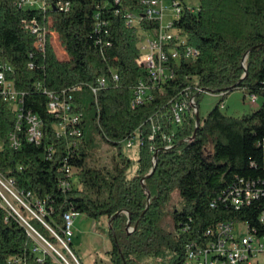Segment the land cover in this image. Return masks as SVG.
<instances>
[{
    "label": "trees",
    "instance_id": "obj_1",
    "mask_svg": "<svg viewBox=\"0 0 264 264\" xmlns=\"http://www.w3.org/2000/svg\"><path fill=\"white\" fill-rule=\"evenodd\" d=\"M17 1L0 0V61L13 66L7 78L25 93V107L40 117L43 137L36 144L28 139L25 124L17 128L16 110L0 93V177L13 180L12 189L36 214L18 200L14 206L66 260L74 264L70 249L83 264L66 233L65 214L70 211L97 222L103 217L111 220L109 264H141L145 256L183 264L186 244L219 220L247 218L255 223L257 212L250 208H212L210 201L238 176L264 177V0H198L197 7L186 10L176 26L199 54L176 63L175 76L156 84L154 99L137 107L131 103L132 88L141 79L149 80L138 63L139 31L156 22L143 18L139 26H130L123 12L139 9L142 0H120L116 5L108 0H71L73 7L67 12L48 10L68 59H60L51 46L44 53L35 51L23 19L40 10L21 8ZM96 10L107 21L100 32H95ZM113 70L119 80L95 93L92 86L98 78ZM187 87L196 100L203 93L197 94L196 87L224 91L197 127L196 116L183 124L170 121V103ZM237 88L261 98L259 108L240 116L225 113L223 99ZM66 89L73 112L83 115V133L74 150H69L68 138L57 134L59 119L48 110L45 92ZM153 117L163 129L176 133L173 148L164 149L158 136L151 139ZM195 132L192 140L185 139ZM11 133L18 138L17 148L11 145ZM97 134L118 149L112 165L95 156ZM137 135L142 140L137 173L128 177L132 160L123 152L122 141ZM153 148L159 149L156 166ZM66 155L78 168L80 186L63 190L59 182ZM176 192L179 200L171 207ZM168 213L173 226L164 232L162 220ZM61 239L69 249L58 248ZM36 241L20 217L0 202V264H68L55 251L34 252Z\"/></svg>",
    "mask_w": 264,
    "mask_h": 264
},
{
    "label": "built area",
    "instance_id": "obj_2",
    "mask_svg": "<svg viewBox=\"0 0 264 264\" xmlns=\"http://www.w3.org/2000/svg\"><path fill=\"white\" fill-rule=\"evenodd\" d=\"M171 2L175 19L171 20L167 26L163 24L166 0H142V7L139 9L123 12L126 23L130 26H139L143 18L156 22V26L153 28L140 29L139 31L140 56L138 63L143 65L147 71L149 80L141 79L132 88L131 103L133 107L151 102L154 99L153 88L155 85L169 81L175 76V64L182 59L196 57L200 52L199 48L191 45L187 35L176 26L177 20L181 18L183 13L188 9H194V7L187 6L182 0H171ZM113 3L115 5L119 4L120 0L107 1V4ZM17 5L21 8L40 10V13L37 12L31 17L23 19L24 29L34 37L35 51L44 53L51 46L60 59H68L69 55L62 45L60 34L54 28L53 14L49 13L48 10L55 9L67 12L73 7V2L71 0H18ZM118 12L119 10L116 11V13ZM94 19L95 32H100L102 27L107 26V21L102 18V11L96 10ZM108 32V28H105L104 33L108 35ZM107 43L111 45V41L108 40ZM29 65L33 66V63L29 62ZM12 69L11 64L0 61V93L3 99L16 110L17 128L21 129V126L25 124L28 139L38 144L43 137L40 117L31 109L25 107V93L18 90L14 82L7 78V72ZM118 80L119 73L113 70L110 75L99 77L97 84L92 86V89L96 93L99 89ZM188 89L189 87L185 88V93L173 99L170 103V121L173 124H183L189 117L196 116L199 109L196 95L190 96ZM195 89L198 90L197 94L206 91L199 87ZM45 92L50 98L47 104L48 110L59 119L56 127L57 134L68 138L69 150H74L79 146L80 136L83 133V115L80 112H73L70 89L58 93L48 90H45ZM209 92L212 91L209 90ZM221 94H224V91ZM247 96L249 102L252 103H257L259 99L254 93ZM224 106L223 102L222 107ZM151 122L153 131L151 139L158 136L164 149L173 148L176 145V133L163 129L161 123L157 122L154 117L151 118ZM136 137L141 143V137L137 135L124 139L122 144L133 147L135 145L133 140ZM193 138V135H191L185 139L192 140ZM10 142L15 148L19 146L20 143L15 133H11ZM153 149L155 151V148ZM158 150L155 151L156 154ZM68 159V155L64 156L62 167L64 175L59 182V186L63 190L74 186L73 177L78 171V168L69 163ZM0 182L11 193L21 198L10 186L13 180L6 182L0 177ZM0 202L4 207L14 211L26 226L29 234L37 238L33 251L39 254L42 251H48L44 246L52 245L32 227L14 204L7 199L1 189ZM23 204L31 209L24 201ZM220 205L232 206L236 211L250 208L249 211L257 212L255 223H251L247 218L219 220L208 227L203 236L186 244V255L183 264H264V177L251 179L238 176L227 189L219 192L211 199L210 206L212 208ZM34 214L36 213L34 212ZM74 214L73 211L65 214L68 239L72 236L71 224ZM245 214L246 212L242 214V217ZM61 241L64 242L62 239ZM52 248L64 258L53 246ZM42 256L38 258L39 262L43 261Z\"/></svg>",
    "mask_w": 264,
    "mask_h": 264
},
{
    "label": "rangeland",
    "instance_id": "obj_3",
    "mask_svg": "<svg viewBox=\"0 0 264 264\" xmlns=\"http://www.w3.org/2000/svg\"><path fill=\"white\" fill-rule=\"evenodd\" d=\"M186 5L190 7H197L198 0H186ZM166 11L165 17L163 20L164 26H167L171 20L175 19L172 10V2L171 0H166L165 3ZM247 92H244L242 89L237 88L227 94L223 102L225 106L222 110L229 114L240 116L243 114L252 113L257 110L262 102V99L259 98L257 103L249 102V98L247 96ZM222 99L221 93H213L209 91H204L201 95L197 97V102H199V114L200 117H205L207 113ZM135 145L133 147H128L123 145V152L126 156H128L132 160V165L129 168L127 175L128 177H132L137 173L138 167V156H139V146L140 142L138 138H134ZM97 147L94 149L95 156H98L103 163H108L112 165V158L117 154L118 149L107 141L101 134H97ZM74 186H80L78 175H74ZM0 189L7 197L9 201L14 204V200H17L23 203L21 198H18L16 195L10 192V190L0 182ZM179 200L178 193H174L173 204H177ZM44 209L43 206L40 207ZM29 209V208H28ZM31 213H34L31 209H29ZM168 211L169 208H166ZM173 226V218L171 214H166L162 220V227L164 232H168L172 229ZM72 230V240L74 242V246L77 250L79 257L81 258L83 264H108L109 259L106 255V252L111 249L112 242L108 233V221L105 217L101 218L98 222L85 213H77L74 214L73 222L71 224ZM39 236V235H38ZM42 242V241H41ZM45 244V243H44ZM47 245V244H45ZM52 245V244H51ZM53 246V245H52ZM52 246H44L49 252L55 251ZM66 247V244L61 241V247ZM58 252H60L56 246H53ZM69 249V248H68ZM56 252V251H55ZM61 253V252H60ZM69 253L72 257L74 264H81L80 260L76 255ZM59 254V253H58ZM60 255V254H59ZM77 259V260H76ZM66 261V260H65ZM68 261V260H67ZM66 261V262H67ZM69 262V261H68ZM70 263V262H69ZM141 264H170L168 257H156V256H145L140 260ZM71 264V263H70Z\"/></svg>",
    "mask_w": 264,
    "mask_h": 264
},
{
    "label": "water",
    "instance_id": "obj_4",
    "mask_svg": "<svg viewBox=\"0 0 264 264\" xmlns=\"http://www.w3.org/2000/svg\"><path fill=\"white\" fill-rule=\"evenodd\" d=\"M206 91H209L208 89H205ZM213 92V91H212ZM213 93H215V92H213ZM201 123V117H200V114H199V109H198V111H197V113H196V127L199 125ZM196 135V132L194 133V135H193V137ZM155 159H154V166H156V164H157V154H155V157H154ZM154 171V168H152L151 169V171H150V173L148 174V175H150L152 172ZM143 181H144V178H143ZM149 195H150V193H149ZM110 222H111V220L108 222L109 224H110ZM128 229L130 230V231H132V229L130 228V223L128 224ZM66 244V243H65ZM67 246V245H66ZM67 248H68V246H67ZM70 250V249H69ZM70 252L73 254V256L75 255L71 250H70ZM65 259V258H64ZM66 260V259H65ZM77 260V259H76ZM67 261V260H66ZM67 263L68 264H70L68 261H67Z\"/></svg>",
    "mask_w": 264,
    "mask_h": 264
},
{
    "label": "crops",
    "instance_id": "obj_5",
    "mask_svg": "<svg viewBox=\"0 0 264 264\" xmlns=\"http://www.w3.org/2000/svg\"><path fill=\"white\" fill-rule=\"evenodd\" d=\"M107 260H109V259H107ZM109 263H110V261H109ZM109 263H108V264H109Z\"/></svg>",
    "mask_w": 264,
    "mask_h": 264
}]
</instances>
